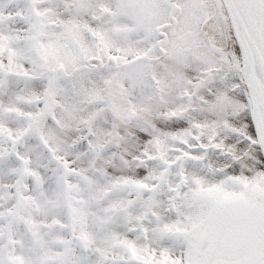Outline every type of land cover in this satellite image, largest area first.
<instances>
[{
    "label": "snow or ice",
    "instance_id": "obj_1",
    "mask_svg": "<svg viewBox=\"0 0 264 264\" xmlns=\"http://www.w3.org/2000/svg\"><path fill=\"white\" fill-rule=\"evenodd\" d=\"M0 264H264V0H0Z\"/></svg>",
    "mask_w": 264,
    "mask_h": 264
}]
</instances>
